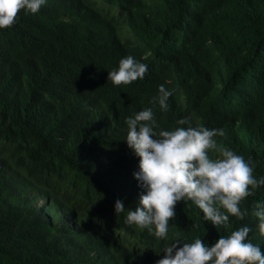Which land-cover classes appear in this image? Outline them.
I'll return each instance as SVG.
<instances>
[{
	"label": "trees",
	"instance_id": "trees-1",
	"mask_svg": "<svg viewBox=\"0 0 264 264\" xmlns=\"http://www.w3.org/2000/svg\"><path fill=\"white\" fill-rule=\"evenodd\" d=\"M128 55L144 78L107 82ZM160 85L167 111L152 102ZM149 107L157 132L184 117L223 129L218 145L264 177V0H48L0 30V264H155L174 240L211 246L242 226L264 253V186L226 226L191 201L167 238L125 225L142 192L126 119Z\"/></svg>",
	"mask_w": 264,
	"mask_h": 264
},
{
	"label": "clouds",
	"instance_id": "clouds-1",
	"mask_svg": "<svg viewBox=\"0 0 264 264\" xmlns=\"http://www.w3.org/2000/svg\"><path fill=\"white\" fill-rule=\"evenodd\" d=\"M47 2L0 0V30L11 27L21 10L36 14ZM147 71V64L128 55L120 59L117 68L107 71V82L128 85L142 80ZM171 95L172 90L160 85L152 102L167 111ZM126 124L124 141L138 158L132 176L142 190L136 207L129 209L124 218L127 226L147 229L157 239L167 238L169 221L175 217V205L180 201L194 203L203 213L201 219L215 228L226 226L230 216L244 218L240 202L264 186V177L253 176L250 161L218 145L215 137L223 136V129L193 127L184 117L176 121L174 129L157 132L151 107L128 117ZM210 153L217 155L213 158ZM125 208L122 199L115 201L116 216ZM253 215L258 220V231L264 234V203H257ZM250 231L242 226L228 236H219L211 246L201 238L191 243L174 240L162 249L164 256L155 264H264L260 245L249 240Z\"/></svg>",
	"mask_w": 264,
	"mask_h": 264
},
{
	"label": "rangeland",
	"instance_id": "rangeland-1",
	"mask_svg": "<svg viewBox=\"0 0 264 264\" xmlns=\"http://www.w3.org/2000/svg\"><path fill=\"white\" fill-rule=\"evenodd\" d=\"M118 18H119V17H118ZM119 20H120V22H121V23H124V21H123V18H122V17H120V18H119Z\"/></svg>",
	"mask_w": 264,
	"mask_h": 264
},
{
	"label": "bare ground",
	"instance_id": "bare-ground-1",
	"mask_svg": "<svg viewBox=\"0 0 264 264\" xmlns=\"http://www.w3.org/2000/svg\"><path fill=\"white\" fill-rule=\"evenodd\" d=\"M240 128V127H239Z\"/></svg>",
	"mask_w": 264,
	"mask_h": 264
}]
</instances>
